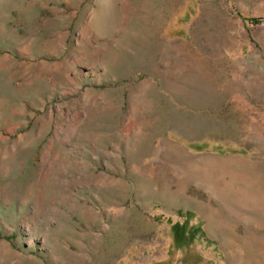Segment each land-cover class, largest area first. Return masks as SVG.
<instances>
[{"label": "rangeland", "instance_id": "rangeland-1", "mask_svg": "<svg viewBox=\"0 0 264 264\" xmlns=\"http://www.w3.org/2000/svg\"><path fill=\"white\" fill-rule=\"evenodd\" d=\"M0 264H264V0H0Z\"/></svg>", "mask_w": 264, "mask_h": 264}, {"label": "trees", "instance_id": "trees-1", "mask_svg": "<svg viewBox=\"0 0 264 264\" xmlns=\"http://www.w3.org/2000/svg\"><path fill=\"white\" fill-rule=\"evenodd\" d=\"M174 230V229H173ZM174 231H176V230H174Z\"/></svg>", "mask_w": 264, "mask_h": 264}]
</instances>
